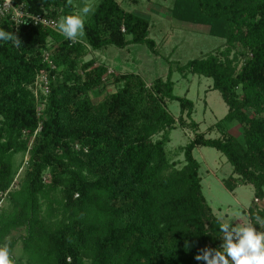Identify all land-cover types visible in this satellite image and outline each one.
<instances>
[{"label":"trees","instance_id":"1","mask_svg":"<svg viewBox=\"0 0 264 264\" xmlns=\"http://www.w3.org/2000/svg\"><path fill=\"white\" fill-rule=\"evenodd\" d=\"M16 1L57 20L74 10L67 0ZM173 2L174 22L203 26L226 43L224 51L177 67L183 76L212 79L228 106L216 125L223 138L208 139L190 122L194 136L181 149L180 169L166 151L178 122L167 102L179 101L188 119L195 106L174 95L172 73L150 86L134 73L116 75L119 89L99 107L88 95L100 87L107 67L86 63L85 77L76 70L78 59L108 47L139 44L157 53L148 20L116 0H102L85 23V42L72 43L56 31L32 23L17 29L0 19V29L22 41L20 48L0 42V204L6 195L12 206L0 212V245L25 228L19 258L13 256L16 242L10 243L15 264H204L194 257L204 247L219 248L216 222L224 221L204 196L194 156L199 147L216 149L233 167L223 180L228 191L250 184L264 201V0ZM44 50L53 53L62 75L43 62ZM238 55L245 58L240 70ZM37 73L51 79L41 117L30 90ZM234 122L242 127L241 139L225 131ZM31 141L28 173L13 190L14 158L28 152ZM249 214L264 217V205L254 204Z\"/></svg>","mask_w":264,"mask_h":264},{"label":"rangeland","instance_id":"2","mask_svg":"<svg viewBox=\"0 0 264 264\" xmlns=\"http://www.w3.org/2000/svg\"><path fill=\"white\" fill-rule=\"evenodd\" d=\"M116 1L127 12L141 16L150 22V38L156 42L157 53H154L146 45L139 44H133L124 49L108 47L102 51H90L88 55L78 59L76 70L80 76L85 77L86 71L82 67L86 63L93 62L94 65L91 68L97 66L107 67L108 72L102 78L100 87L88 95L91 102L99 107L110 95L119 89L118 85L114 82L116 75L134 73L139 75L150 86L152 82L158 79L166 81L169 74L172 73V81L175 84L174 95L193 101L195 106L192 118L188 119L185 115L181 116L179 101L167 102L169 112L178 122L169 134L166 151L171 162L180 169L183 167L185 160L181 149L188 146L194 136V131L189 128L190 122L194 121L197 123L199 132L205 134L208 139L223 138L226 134L222 132V129H218L219 127L216 125L227 115L228 106L224 102L221 93L213 90L212 79L193 74L183 76L179 73L177 67L184 66L192 60L207 57L218 51H224L226 49L225 40L209 35L203 26L174 22L171 16L174 4L173 0ZM101 2L102 0H73L74 10L72 14L78 11L85 3L98 7ZM91 16L87 18L86 22ZM85 39L84 35L77 42L84 43ZM89 50L91 49L89 48ZM48 52L50 53V59L54 62L53 53L50 50H44L43 55ZM233 55L235 56L232 53L231 57ZM239 57L238 55L240 61L238 69L240 70L245 62V58L243 56ZM54 70L62 75V70L58 66ZM30 90L35 98L37 116H45V110L51 93L49 74L40 75L37 73L34 83L30 86ZM39 131L40 128L33 136ZM225 131L236 138H242L243 130L237 122L229 124ZM159 139L160 136L154 138L155 141ZM31 148L32 141L29 144L28 152L20 153L14 158V171L16 175L12 186L13 190L20 187V183L28 173L29 151ZM79 148L78 145H74L75 150L78 151ZM194 156L200 163L203 193L213 212L224 222L235 216L238 220H233L232 222L247 223L250 207L254 205L255 200L254 187L250 184H240L234 192L228 191L224 186L223 180L228 179L232 175L233 167L227 158L216 149L199 147L194 150ZM44 177L43 184H46L49 182L48 175L46 174ZM234 178L237 179L238 177L234 176ZM60 196L58 195V197ZM46 207V203L43 202L44 210ZM11 211L10 199L4 195L0 204V212ZM25 235V228H21L13 232L7 239L10 243L16 242L13 252L15 258H19L22 255V238Z\"/></svg>","mask_w":264,"mask_h":264},{"label":"clouds","instance_id":"3","mask_svg":"<svg viewBox=\"0 0 264 264\" xmlns=\"http://www.w3.org/2000/svg\"><path fill=\"white\" fill-rule=\"evenodd\" d=\"M11 3V0H9ZM73 0H67V6H72ZM96 5L85 3L73 14L61 16L56 22V30L66 40L76 43L85 35V23L89 16L94 15ZM0 42L8 43L20 48L21 39L13 31L0 29ZM235 216L223 223L218 219L219 238L222 240L218 249L204 247L195 255L196 261L204 264H264V217L250 215L246 224L233 226ZM260 225L257 231L255 225ZM189 246L186 244V247ZM0 264H15L10 254V242L0 245Z\"/></svg>","mask_w":264,"mask_h":264},{"label":"built area","instance_id":"4","mask_svg":"<svg viewBox=\"0 0 264 264\" xmlns=\"http://www.w3.org/2000/svg\"><path fill=\"white\" fill-rule=\"evenodd\" d=\"M0 19L10 21L17 29L28 23H32L35 26H40L58 32L56 30V22L58 20L53 18L48 11H45L43 14H33L28 10L26 4L17 2L16 0H11V3H9V0H0ZM43 57V62L47 64L50 69L54 70L56 66L50 59V53H45ZM39 74L41 75L42 73ZM254 204L264 205V201H261L259 198H255ZM249 216L250 214L248 213V219Z\"/></svg>","mask_w":264,"mask_h":264},{"label":"crops","instance_id":"5","mask_svg":"<svg viewBox=\"0 0 264 264\" xmlns=\"http://www.w3.org/2000/svg\"><path fill=\"white\" fill-rule=\"evenodd\" d=\"M232 223H233V226H235V225H236V223H237V224H239V223H238V221H236V223H235V221H234V222H232Z\"/></svg>","mask_w":264,"mask_h":264}]
</instances>
